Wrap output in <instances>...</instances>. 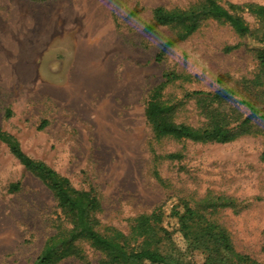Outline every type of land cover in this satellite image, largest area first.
<instances>
[{
	"label": "rangeland",
	"instance_id": "374dc122",
	"mask_svg": "<svg viewBox=\"0 0 264 264\" xmlns=\"http://www.w3.org/2000/svg\"><path fill=\"white\" fill-rule=\"evenodd\" d=\"M197 1L0 0V127L75 188L95 189L100 231L127 233L137 216L162 205L176 245L160 249L177 247L180 253L170 252L185 264H204L206 252L187 250L169 215L183 199L226 228L236 251L264 264V116L219 143L157 139L144 114L149 91L170 72L181 76L163 92L176 122L206 126L207 112L217 108L236 127L251 111L263 113L264 99L243 103L259 99L264 85L252 82L258 73L254 51L228 24L205 19L158 55L178 29L145 31L153 8ZM218 1L227 8L264 4ZM234 12L258 34L255 14L245 7ZM49 63L64 76L52 77ZM218 88L233 99L219 105L211 98ZM235 113L241 114L237 120ZM169 153L181 157L168 159ZM13 183L19 185L15 192L8 189ZM219 197L227 205H219ZM60 217L48 187L0 141V264H32ZM82 249L83 258L56 264H102L99 252L87 244Z\"/></svg>",
	"mask_w": 264,
	"mask_h": 264
},
{
	"label": "trees",
	"instance_id": "16d2710c",
	"mask_svg": "<svg viewBox=\"0 0 264 264\" xmlns=\"http://www.w3.org/2000/svg\"><path fill=\"white\" fill-rule=\"evenodd\" d=\"M244 7L258 17L260 21L258 34L234 12L235 9ZM135 10L136 8L133 13ZM209 18L228 24L237 36L246 40V45L254 51L258 62V73L252 82L256 85H264V4L231 3L227 8L218 0H198L195 5L187 8L168 9L156 6L144 30L151 31L158 26H172L178 29L174 36L162 44L158 54L161 56L169 47L189 37L203 20ZM165 77L166 79L149 91L144 110L152 134L157 139L173 138L225 143L235 139L252 119L264 116L263 105L261 115H258L257 111H251L241 119L238 126L230 127L227 113L214 108L207 112L209 120L206 126L193 127L176 122L172 118L173 106L163 98V92L167 84L181 76L170 72L166 73ZM259 96V99L254 96L252 100H244L243 103L251 105L261 102L264 99V88L260 90ZM211 98L220 105L232 100L233 94L228 89L218 88L213 91ZM240 117L241 114L235 113L236 120ZM0 141L8 146L10 153L27 171L48 187L63 215V218L60 217L54 224V231L46 239L32 264H56L68 257L81 259L84 257L83 244H87L100 253L99 262L102 264H145L147 262L149 264H185L179 257L172 254L173 249L179 253L180 249L173 248L176 245L173 231L163 224L165 211L162 205L151 213L137 216L127 233L114 227L102 232L98 228L101 222L97 216L101 210V201L95 189L75 188L68 177L61 175L44 161L26 154L14 135L1 127ZM165 157L178 159L181 155L169 153ZM261 158L264 159V151ZM8 189L15 192L19 189V185L10 184ZM219 200L221 201L219 205H227L225 199L221 200L219 197ZM169 215L175 219L177 231L181 234L186 249H203L206 252L204 264H262L236 251L226 228L204 218L186 200L182 199L174 204ZM162 243L172 245L173 249H170L172 252L162 251L159 247Z\"/></svg>",
	"mask_w": 264,
	"mask_h": 264
},
{
	"label": "crops",
	"instance_id": "0c3cea01",
	"mask_svg": "<svg viewBox=\"0 0 264 264\" xmlns=\"http://www.w3.org/2000/svg\"><path fill=\"white\" fill-rule=\"evenodd\" d=\"M42 60H41V62L39 63V65L43 68L44 67V64L42 65ZM46 66V65H45ZM48 67H49V69H51V73H50V71H48V74H51V76L52 77H55V78H60V77H62V76H64V74L63 73H61L59 70H54L53 69V66H52V64H48ZM45 73V72H44ZM67 75H68V73H66L65 74V76L67 77Z\"/></svg>",
	"mask_w": 264,
	"mask_h": 264
}]
</instances>
